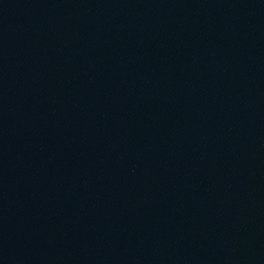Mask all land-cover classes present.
I'll return each instance as SVG.
<instances>
[{
    "label": "water",
    "instance_id": "95a60500",
    "mask_svg": "<svg viewBox=\"0 0 264 264\" xmlns=\"http://www.w3.org/2000/svg\"><path fill=\"white\" fill-rule=\"evenodd\" d=\"M0 264H264V0H0Z\"/></svg>",
    "mask_w": 264,
    "mask_h": 264
}]
</instances>
